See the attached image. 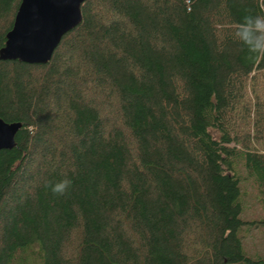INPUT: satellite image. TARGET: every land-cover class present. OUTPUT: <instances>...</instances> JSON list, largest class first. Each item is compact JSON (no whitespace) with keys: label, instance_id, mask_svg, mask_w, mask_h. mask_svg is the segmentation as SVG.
Listing matches in <instances>:
<instances>
[{"label":"trees","instance_id":"obj_1","mask_svg":"<svg viewBox=\"0 0 264 264\" xmlns=\"http://www.w3.org/2000/svg\"><path fill=\"white\" fill-rule=\"evenodd\" d=\"M18 3L0 0V47ZM249 11L264 0H84L48 61L0 59V119L20 123L0 264H264L240 236L243 183L264 210V60L234 37ZM65 176L64 196L44 186Z\"/></svg>","mask_w":264,"mask_h":264},{"label":"water","instance_id":"obj_2","mask_svg":"<svg viewBox=\"0 0 264 264\" xmlns=\"http://www.w3.org/2000/svg\"><path fill=\"white\" fill-rule=\"evenodd\" d=\"M83 1L19 0L0 47V59L29 64L48 61L61 36L80 21ZM19 127V122L0 119V149L13 147V137Z\"/></svg>","mask_w":264,"mask_h":264},{"label":"clouds","instance_id":"obj_3","mask_svg":"<svg viewBox=\"0 0 264 264\" xmlns=\"http://www.w3.org/2000/svg\"><path fill=\"white\" fill-rule=\"evenodd\" d=\"M235 39L246 50L250 61L264 60V15L247 12L237 23ZM53 195L64 196L72 186V180L65 176L59 181H45L44 185Z\"/></svg>","mask_w":264,"mask_h":264},{"label":"rangeland","instance_id":"obj_4","mask_svg":"<svg viewBox=\"0 0 264 264\" xmlns=\"http://www.w3.org/2000/svg\"><path fill=\"white\" fill-rule=\"evenodd\" d=\"M242 208L240 218L246 223L240 232L242 248L248 257L255 258L258 255H264L263 245V227L255 224V221L264 217V210L261 207V201L258 192L250 183H243ZM249 221H253L249 223Z\"/></svg>","mask_w":264,"mask_h":264}]
</instances>
